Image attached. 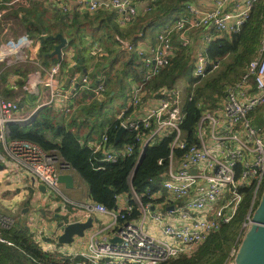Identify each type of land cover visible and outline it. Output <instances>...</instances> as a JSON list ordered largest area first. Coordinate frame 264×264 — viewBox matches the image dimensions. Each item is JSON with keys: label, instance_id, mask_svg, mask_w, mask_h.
<instances>
[{"label": "built area", "instance_id": "built-area-1", "mask_svg": "<svg viewBox=\"0 0 264 264\" xmlns=\"http://www.w3.org/2000/svg\"><path fill=\"white\" fill-rule=\"evenodd\" d=\"M17 1L23 0H12L10 4ZM157 2L78 0L86 12H113L115 21L121 26L136 20L139 4L144 5L146 12L154 8ZM263 2L212 0L211 6L206 8L197 5L195 0H189L184 2V13L164 23L151 45L144 47L127 42L122 46L123 50L135 56L141 76L138 80L127 78V91L122 97L121 106L111 119L105 118L108 122L103 132L92 139H80V143L92 153L100 155L97 169L103 170L107 164L131 156L136 146L141 155L146 146L172 135L168 165L161 173V188L167 192V197L157 210H154V202H150L154 200L155 193L150 187L141 195L131 187L128 195L117 197L112 208L90 197L70 199L57 179L59 173L70 169L60 155L56 151L44 150L31 140L10 137V124H27L40 108L55 105L58 81L62 80L61 61L53 63L46 71L47 79L42 85L47 91L39 96L36 106L29 111H25L17 100L5 98L0 81L2 155L30 175L36 189L44 185L42 194L51 212L64 215L68 220L78 211L84 220L93 216L107 218V223H101L97 230L88 234L82 250L60 248L54 251L66 257L67 264H160L180 255L191 254L211 234L235 218L247 193L251 201L240 233L250 226V215L264 184V17L258 49L245 65L243 73L235 82L224 87L213 106L198 100L201 115L195 127L196 141L189 143L180 126L186 115L183 105L192 100L198 83H188L185 95H182L175 86L153 89L149 87V82L169 64L172 57L171 38L177 32L184 48L192 44L190 32L199 29L206 32L205 46L195 50L192 56L194 78L206 76L208 67L210 71L217 69L219 61H210L205 55L207 44L214 39L212 31H217L219 36L239 33L255 6ZM61 10L67 12L66 7ZM2 14L0 4V18ZM182 33L185 34L181 36ZM31 44L32 39L27 34L5 39L0 44V60L14 55L28 60L27 49ZM104 53L101 40L91 42L90 54L93 57L99 58ZM71 81H76L80 89L91 90L94 98L102 99L105 90L103 80L97 79L94 83L86 70L79 77L73 74ZM10 84L15 88L14 82ZM35 84L27 81L22 88L26 92L32 91ZM146 96L154 99L155 103L140 112L141 106L148 100ZM68 98V93H64L61 113L65 116L73 110ZM120 127L132 137L130 141L115 146L109 140L108 131H117ZM178 150L181 153L176 156ZM161 162L158 159V164ZM143 196L149 200L143 202ZM135 206L139 215L128 218ZM170 206L171 209L168 208ZM147 217L154 222L156 234L149 231L148 224L145 226ZM14 222L12 216L0 213V227L10 229ZM114 238L115 241L112 240ZM0 242H5L1 235ZM235 253L236 249L232 248L224 264H233Z\"/></svg>", "mask_w": 264, "mask_h": 264}, {"label": "trees", "instance_id": "trees-1", "mask_svg": "<svg viewBox=\"0 0 264 264\" xmlns=\"http://www.w3.org/2000/svg\"><path fill=\"white\" fill-rule=\"evenodd\" d=\"M8 1L10 2V0ZM186 1L189 0H158L154 8L136 18V23L142 20L138 22L137 27L134 25L133 29H129L131 27L119 28L114 22L113 13L110 11H99L93 14L94 16L84 12L82 13V20L79 21L77 19L79 13L52 9V20L54 23L50 28V26L45 27L43 24L44 20L47 19L44 18L43 10L40 6L33 8V13L21 10L23 14L22 23L29 32V37L39 41L38 55L44 59L53 60V62L57 61L56 56L49 55L56 43L59 42V39L55 37L56 34L60 33L65 37H69L68 44L71 42V44L73 42L78 43V47L81 49L84 47L85 33L96 37L100 31L102 32L101 41L108 56L107 58H102L104 61H100L102 63L99 69L100 73L93 71L91 76L92 80L99 79L97 78L98 74L103 76L105 84L104 99L98 100L94 98L93 92L80 89L79 85L75 87L72 93L75 99L79 98V104L68 118L51 106H44L37 111L31 122L27 124H10V137L28 139L37 143L46 151H56L84 181L89 191V197L94 201L103 203L108 208H112L115 205L119 195L129 193L131 187L138 195L143 194L147 187H150L153 192L158 190L161 187V173L166 170L168 165L169 143L172 135L144 148L142 158L133 175L132 172L139 157V148L137 146L131 156L116 163L107 164L105 169L101 170L97 169L100 164V155L92 153L85 145L80 143V139L95 138L103 132V128L108 121L103 118L98 124L93 126L89 117L102 114L104 106L111 102L114 97H122L125 94L123 87L127 78L138 80L141 76L135 56L123 49L116 51L115 46L121 45V42L126 38L135 43L142 38L146 29L155 31L162 22L166 23L179 17L184 13V2ZM263 17L264 2L255 6L250 18L239 33L230 36H219L217 31H212L214 39L207 44L206 57L210 61L219 62L227 59L228 56L231 58L223 61L226 63V70L221 74V78L215 76L203 79L201 84L194 89L192 100L186 101L183 105L186 115L180 128L185 132L189 143L196 141L195 127L201 115V108L197 106L198 100L203 101L208 106H213L217 97L222 95L224 85L235 82L243 73L245 65L254 57L255 53L251 54L252 46L260 43ZM139 25L141 26L138 28ZM52 27H56L53 33L51 32L53 30ZM64 28L67 29L69 36L63 34ZM1 29L0 25V34ZM139 32L142 35L138 36L137 33ZM76 49L78 50L77 47ZM80 56L77 52L75 56L76 64ZM115 64L121 65L112 72ZM236 64L239 67L241 66V71H237V75L227 76L228 71H231ZM75 66L74 64V66L66 69L68 75L70 69ZM84 67L86 66L84 65ZM76 71L82 72V68L76 67ZM210 72L212 71L208 67L207 74ZM180 76L189 81V83H195L200 80L192 76V63L182 48L175 52V55L170 58L169 64L153 80H156L154 81L156 86L172 87ZM119 78L121 81L117 86ZM79 89L80 91L77 92ZM112 91L114 93L110 95ZM86 97H91V101L88 104L81 103ZM84 127L89 128V131L85 134H83ZM115 131V129L108 131L109 140L115 146L131 140V134L125 131L118 141L115 142ZM175 153L176 156H179L181 152L178 150ZM158 159H161V164H158ZM130 175H132L131 179H129ZM141 200L146 202L149 199L143 196ZM250 201L251 197L247 193L243 201L244 210L240 217L233 219L228 224L223 225L219 231L211 234L198 247L196 250L198 252L192 259L179 256L167 261L168 263L165 262V264H196L204 255L208 256L212 264H222L224 258L225 260L228 259L230 250L237 248L241 233L237 239L236 235L241 223L245 220ZM131 202L133 201L131 200ZM150 202L153 203L154 200H150ZM138 215L139 210L135 206L128 218H135ZM51 217H55L53 213ZM55 219H62L67 223L64 215H59ZM0 235L13 243L12 245H7L0 242V264H67V258L62 254L41 248L30 228L21 219L15 220L10 229L0 227Z\"/></svg>", "mask_w": 264, "mask_h": 264}, {"label": "crops", "instance_id": "crops-1", "mask_svg": "<svg viewBox=\"0 0 264 264\" xmlns=\"http://www.w3.org/2000/svg\"><path fill=\"white\" fill-rule=\"evenodd\" d=\"M27 1L28 0L17 1V2L26 3ZM33 1L40 4V6L42 5L46 10H49L51 12H52V9H58L61 11L62 7H66V11L71 12V13L73 12V13L82 14L86 12L85 8L79 5L78 0H39V2L37 0H33ZM195 2L199 6L208 8L211 6L212 0H195ZM143 6H144L143 4L138 5L139 15L141 14L143 15L146 13L143 10L144 9ZM2 9H3V15H4L6 9H4L3 7ZM89 14L93 15L95 13H89ZM3 15L0 18L1 25L3 21ZM113 18H114V22L121 29L128 28L132 26L133 24V23L132 24L130 23V24L121 26L115 21L114 13H113ZM164 23L165 22H162L161 25L155 31L146 29L142 38L135 43L139 46H144V47L151 45L155 40L156 33L164 25ZM10 31L11 30L6 27L5 29L3 28L1 30L0 44L7 38V37H3L2 34L7 33V34H10V36L13 35V33H9ZM17 33L18 32H16L14 37H17L19 35ZM184 34L185 33H182L181 36ZM205 34L206 32L202 29L190 32V36L192 38V44L190 47L184 48L181 45L180 35L177 32L171 38L172 40L171 56L173 57L175 55V52L182 48L184 49L185 53L189 56L190 62L192 63V56H193L194 51L197 49H202L205 46ZM137 35L140 36L142 35V33L139 32L137 33ZM14 37H10V38H14ZM101 37H102L101 31L97 33L96 37L95 36L92 37L91 34H85L84 36L85 38L84 45L86 47L85 54H87L88 52L90 53L91 42L94 41L95 39L101 40ZM66 40L68 41V38H66ZM124 42H131V41L124 39V41L121 42L122 43L121 45L115 46L116 51H119L120 49H122ZM78 45H79L78 43H75V46L78 48L79 51H81L82 48L79 49ZM76 47L75 48L73 47L74 50L71 49L68 52H64L66 49H63L61 58L59 59L57 58L56 62L63 61L64 65H66V63L68 64L67 65L68 68L74 66V64L77 65L76 61L73 62L72 60V57H74L75 54L78 52L76 51L77 50ZM38 48H39V41L32 39V44L27 49L28 55L30 57L28 60H22L20 55H14V56H10V57L0 60V81L2 85V93L4 96L8 98L17 100L19 105L20 104L23 105L22 107L23 109L30 108L40 98L39 96H41L42 93L47 91V89L43 87L42 83L44 80L47 79L46 71L49 69L51 65H53V63H55V61L53 62V60H46L40 55H38ZM190 48H192L191 56H190V50H189ZM107 56L108 54L105 52L101 57L99 58L94 57V58L96 59L97 62H100L103 57L107 58ZM88 57H90V60L92 61L90 54ZM79 58H82V65L83 64L86 65L87 61L84 60V57L80 56ZM8 66H11L12 69L13 68L14 69L10 73H8L9 71H7V74L3 73L2 74L3 79L1 80V73L6 68L8 69ZM62 70H63V67L61 64L60 77L62 78L61 80L62 82L58 81L59 88L57 90V98L55 101V105L51 107L54 110H57L61 113V109L63 108V103H64L62 99L63 95L64 93H68L69 95L68 103L73 109L71 110L74 112L75 109L77 108L76 107L77 105L76 103H74L75 98L73 97L72 95L73 92L71 91L74 88L76 81H71L69 84H66L65 80L68 76L67 70L64 74H62ZM94 71L98 72L99 69L98 70L96 69ZM20 73H23V74H20ZM81 74H82L81 71L74 72V75H78V77ZM97 76L99 80H103V76H101V74H98ZM89 78L91 79V77ZM201 80L202 78L195 82V83H198L197 86L201 84ZM27 81H29L30 83H36L34 86L35 88L32 91L27 90L26 92L23 90L22 86ZM154 81L156 80H152L151 82H149L150 83L149 87L156 89L157 87L162 86V85L156 86ZM179 81H182V82L179 83ZM12 82L15 83L16 85L15 88H12L10 86L11 85L10 83ZM93 82L95 83L94 79H93ZM71 83H74V84H71ZM127 83H128V79L125 80V86L123 87V92L125 94L127 91ZM188 83L189 81H187L185 78L180 76L177 79L176 84L174 86L177 88V90L181 91L182 95H185ZM124 95H123V98H124ZM146 98L148 100H146V102L141 106L140 112H144L148 106L155 103V100L151 99V97L146 96ZM102 99H104V96L102 97ZM102 99H98V100H102ZM90 101H91V97H86L82 100L81 103L88 104V102ZM71 112H69V115ZM86 130L85 129L83 130V134L86 133L85 132ZM2 153H3L2 148L0 146V164L2 165L0 169V212L3 214L10 215L12 217L19 216L21 220L24 221V223H26V225L31 229L32 233H34L35 235L34 237L37 239V242L40 244L41 248H43L44 250H48L51 252L58 251L60 248L65 249L67 251L82 250L85 246L88 234L97 230L98 227L101 226V222L103 221V218L93 216L92 217L93 227L90 228L89 230H86L85 234L81 238L75 237L73 241L74 243L72 245H69L66 247V246H62L61 244H57L56 237H58L62 233V230H63L62 228L66 223L65 220H62V219L57 220V219H53L52 217H51L52 219L50 218L52 214H51V211L49 210L48 202L44 199V195L42 194V192L39 189H36L34 187L35 185L34 179L30 175H27L25 171L18 168L16 165L12 164L9 160H7L6 157L2 155ZM62 173H70L73 177V187L71 189H66L62 185L63 190L64 191L67 190L69 192L68 194H69L70 199L72 198L73 200H82V199L89 197V191H88L86 184L81 179V177L76 172H74V170L71 167L69 170H63ZM78 192L80 193V196L77 195ZM154 192L155 193H154V203L153 204H154V210H157L160 208L162 202L167 197V192L161 187ZM121 195L122 197H124L128 195V193H124ZM41 209H44L46 213L40 212ZM104 219L107 221L106 217H104ZM85 220L82 217L80 211H78L72 219H69V220L67 219V222L85 221ZM96 224H99V226ZM118 224L119 223H117L116 226ZM153 225H154V222H152L149 219V223H148L149 231L153 233L155 232L157 233V231H155L156 227Z\"/></svg>", "mask_w": 264, "mask_h": 264}, {"label": "rangeland", "instance_id": "rangeland-1", "mask_svg": "<svg viewBox=\"0 0 264 264\" xmlns=\"http://www.w3.org/2000/svg\"><path fill=\"white\" fill-rule=\"evenodd\" d=\"M12 0H10V2H11ZM38 2H39V0H37ZM6 2V3H5ZM10 2L8 1V0H5V1H1L0 3H1V6L4 8V9H6V11H5V13H4V15H3V21H2V25H1V28L3 29H5V27L6 28H9L11 31L9 32V33H13V35L12 36H10V34H2V36L3 37H7V38H10V37H14L15 36V34H16V32H18L17 34H27L28 35V31L25 29V27H24V25H23V23H22V18H23V14H22V11L21 10H25V12H28V11H31L32 13H33V11H34V9L33 8H38L37 6H40V4H38V3H36V2H34L33 0H28L26 3H19V2H14L13 4H10ZM41 7V9L43 10V16H44V18L45 19H47V20H44V22H43V24H44V26L45 27H47V26H50V28H51V25L54 23V21L52 20V13L53 12H51V11H49V10H46L42 5L40 6ZM94 16V15H93ZM92 17V16H91ZM82 14H79V16H78V20L79 21H81L82 19ZM142 20V19H141ZM141 20H139L138 22H140ZM138 22L136 23V21L132 24V26H130L131 28H129V29H133V27H134V25H136V27H137V25H138ZM6 25V26H5ZM141 25H139L138 26V28L140 27ZM56 27H52V33L53 32H55V29ZM1 29V30H2ZM13 29V30H12ZM89 33V32H88ZM63 34H65L66 36H69V33H68V31H67V29L66 28H64V31H63ZM85 34H87V33H85ZM18 35V36H19ZM62 35V34H61ZM63 36V35H62ZM64 37V36H63ZM6 38V39H7ZM65 38H68V43H69V40H70V38L69 37H65ZM127 40H130L129 38H126ZM84 40H85V38H84ZM66 44L64 47H63V49H66L64 52H68L69 50H71V49H73L74 50V48H75V42H73V44ZM85 43V42H84ZM84 43H83V46L84 47H82V50L81 51H79V50H76V51H78L79 52V54L82 56V57H84V60H86L87 62H86V67H84L85 68V70H87L86 71V73L88 74V76H92V72L94 71V70H98V69H100L101 68V62L102 61H104V59L101 61V62H97L96 61V59L88 52L87 54H85L86 53V47H85V45H84ZM258 46L259 45H253L252 46V49H251V54H256V51H257V49H258ZM74 47V48H73ZM89 47V46H88ZM85 48V49H84ZM62 49V50H63ZM190 50V56H191V54H192V48H190L189 49ZM106 52V51H105ZM89 54L93 57H91L92 58V61L90 60V57H88L89 56ZM254 54V55H255ZM75 56H76V54H75ZM75 56L74 57H72V60H73V62H75L76 61V58H75ZM231 57L230 56H228V58L227 59H224L225 61L226 60H229ZM65 60V59H64ZM223 60V61H224ZM223 61H221V62H219V67L217 68V69H215L214 71H212V72H210L209 74H207L204 78H202V80L203 79H205V78H212V77H215V76H218V77H220L221 78V74L226 70V63L225 62H223ZM67 63H66V65H64V62L62 63V67H63V70H62V74H64L65 72H66V69L68 68L67 67ZM121 64H115L114 65V67H113V70H112V72H114L115 70H117V68L120 66ZM14 69V68H13ZM13 69H12V67L11 66H8V69L6 68L2 73H1V80L3 79L2 78V74L3 73H5V74H7V71H9L8 73H10V72H12L13 71ZM240 72L241 71V66L239 67V65L238 64H236L234 67H233V69H231V71H228V75L227 76H229V75H237L236 74V72ZM83 72V71H82ZM20 74H23V73H20ZM97 78H98V76H97ZM201 80V81H202ZM182 81H179V83H181ZM178 83V82H177ZM233 83V82H232ZM227 84H230V83H226L225 85H224V87L227 85ZM224 87H223V89H224ZM80 91V89L77 91V92H79ZM123 97V96H122ZM122 97L121 96H117V97H114L113 98V100L111 101V102H109L106 106H104V109H103V112H102V114L100 113L98 116L96 115V116H92V117H89V119H91L90 120V123H92L93 124V126H95L96 124H98L103 118H107V119H111L113 116H114V114H115V112H117L118 110H119V108H120V106H121V103H122V101H123V99H122ZM5 98H7V99H10V100H15V99H11V98H8V97H6L5 96ZM79 98H77V99H75V102L74 103H76V105L78 106V104H79ZM20 106L21 107H23V105L22 104H20ZM36 106V104H34V105H32L30 108H24L25 109V111H29L30 109H32L33 107H35ZM76 106V107H77ZM59 112V111H58ZM73 112V111H72ZM71 112V113H72ZM70 113V114H71ZM70 115L68 114L67 116H66V118H68ZM89 123V122H88ZM89 123V124H90ZM84 129L86 130L85 132H88L89 130H88V127L86 128V127H84ZM54 153V152H53ZM263 191H264V184H263V186H262V188L260 189V191H259V193H258V196H257V199H256V204H255V206H254V208L253 209H255L256 207H257V205H258V203L260 202V200H261V197H262V195H263ZM64 192V194H66V196H68L69 197V192L67 191V190H65V191H63ZM78 196H80V193L78 192V194H77ZM72 199V198H71ZM83 200V199H82ZM243 210H244V204H243V202L241 203V205L239 206V208H238V211H237V214H236V216H235V218L234 219H237L238 217H240V215L243 213ZM1 213V212H0ZM53 212H51V214H52ZM54 214V213H53ZM58 214V213H57ZM252 214H253V212H252ZM252 214L250 215V218L252 217ZM59 217V216H58ZM97 217H101V216H97ZM14 218V220H19V219H21L19 216L18 217H13ZM50 218H51V216H50ZM53 219H55V217H52ZM51 218V219H52ZM101 218H103V221L101 222V223H106L107 221L104 219V217H101ZM107 219V218H106ZM149 223V217H147V219H146V221H145V226L147 225ZM59 224H60V222H59ZM100 224V223H99ZM99 224H96V225H98L99 226ZM243 226V222L241 223V227ZM93 227V225L91 226V228ZM240 227V228H241ZM238 229V232H237V235H236V239L238 238V236H239V234H240V231H241V229ZM247 228H249V226H247V227H245V229H243V231H242V234H241V236H240V238H239V243H240V241H241V238H242V236H243V234H244V232L246 231V229ZM63 229V228H62ZM31 230V229H30ZM89 230V229H88ZM248 230V229H247ZM155 234H156V232H155ZM33 235H34V233H33ZM35 236V235H34ZM2 238L5 240V242H1V243H6L7 245H12L13 243L11 242V241H9L8 239H6V238H4L3 236H2ZM79 238H81V237H79ZM36 239V238H35ZM235 239V240H236ZM6 241H8V242H10L11 244H8ZM36 241H37V239H36ZM57 244H60V243H58V242H56ZM74 242H72V243H70V244H61L62 246H69V245H72ZM239 243H238V245H239ZM233 244H234V241H233ZM232 244V245H233ZM238 245H237V247H238ZM237 249V248H236ZM232 250V249H231ZM231 250H230V252H231ZM198 251H194L193 253H191V254H184V255H180V256H185V257H188V258H190V259H192L194 256H195V254L197 253ZM230 254V253H229ZM179 257V256H178ZM224 261H226L225 260V258L223 259ZM222 260V261H223ZM222 262V264H224L225 262ZM164 264H165V262H163ZM166 263H168V262H166ZM161 264V263H160ZM196 264H212V261L211 260H209V258H208V256H206V255H204V256H202L201 257V259H200V261L198 262V263H196ZM219 264V263H218Z\"/></svg>", "mask_w": 264, "mask_h": 264}, {"label": "water", "instance_id": "water-1", "mask_svg": "<svg viewBox=\"0 0 264 264\" xmlns=\"http://www.w3.org/2000/svg\"><path fill=\"white\" fill-rule=\"evenodd\" d=\"M55 37L59 39V43L55 45L54 49L49 53V55L56 56L59 59L61 58L63 47L68 42L66 38H64L60 33L56 34ZM123 44H127V42H124ZM76 67L82 68V75L85 73V68L82 65V58H79L77 65L74 68L70 69L69 75L65 80L66 84H69L71 82V76L74 74ZM97 73H99V71ZM79 80L81 81V77L79 78ZM120 81L121 79L119 78L117 81V86L120 84ZM77 86L78 83H75V86L71 92H73V90ZM113 93L114 91L111 92L110 95H113ZM123 131V128H118L114 138L115 142L118 141ZM142 155L143 152L138 157L132 175L135 173ZM1 167L2 165L0 164V169ZM57 179L64 188L71 189L73 187V177L70 173H59ZM38 189L41 192L45 191L44 185H39ZM168 208L171 209L172 207L170 206ZM40 212L46 213L44 209H41ZM54 216L58 217L59 214L54 213ZM91 226L92 217H88L85 221L68 222L63 227L62 233L57 237V242L60 244H70L74 241L75 237H82L85 234L86 230L90 229ZM247 229L236 249V253L233 258V264H264V191L260 202L253 210L251 224ZM112 240L115 241L116 238Z\"/></svg>", "mask_w": 264, "mask_h": 264}]
</instances>
